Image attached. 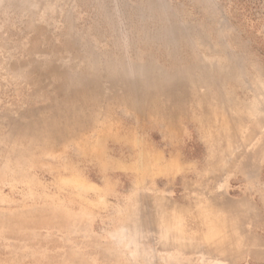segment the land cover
Segmentation results:
<instances>
[{
    "label": "rangeland",
    "instance_id": "1",
    "mask_svg": "<svg viewBox=\"0 0 264 264\" xmlns=\"http://www.w3.org/2000/svg\"><path fill=\"white\" fill-rule=\"evenodd\" d=\"M0 264H264V0H0Z\"/></svg>",
    "mask_w": 264,
    "mask_h": 264
}]
</instances>
